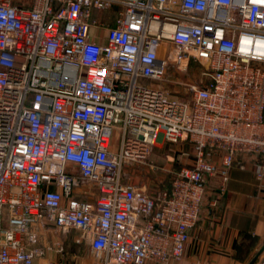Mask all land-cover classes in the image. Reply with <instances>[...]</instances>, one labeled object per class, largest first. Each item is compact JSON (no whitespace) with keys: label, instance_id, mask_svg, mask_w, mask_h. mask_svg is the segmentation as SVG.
<instances>
[{"label":"built area","instance_id":"1","mask_svg":"<svg viewBox=\"0 0 264 264\" xmlns=\"http://www.w3.org/2000/svg\"><path fill=\"white\" fill-rule=\"evenodd\" d=\"M162 142L193 152L152 196L123 166ZM248 156L264 158V0H0V264L62 256L48 227L101 264L181 262L208 180L214 206Z\"/></svg>","mask_w":264,"mask_h":264},{"label":"crops","instance_id":"2","mask_svg":"<svg viewBox=\"0 0 264 264\" xmlns=\"http://www.w3.org/2000/svg\"><path fill=\"white\" fill-rule=\"evenodd\" d=\"M97 17L108 18L110 14ZM263 161V156H248L243 163L234 165L214 206L209 201L215 197L219 180H208L199 220L190 230L185 258L171 264H250L253 259L254 263L264 259V176L261 181L255 176L256 166ZM62 236L67 243H74L76 238ZM66 254L71 256V263L63 258L55 263L49 259V255H54L51 253L37 264H101L89 248Z\"/></svg>","mask_w":264,"mask_h":264},{"label":"rangeland","instance_id":"3","mask_svg":"<svg viewBox=\"0 0 264 264\" xmlns=\"http://www.w3.org/2000/svg\"><path fill=\"white\" fill-rule=\"evenodd\" d=\"M170 89L172 87L168 86ZM178 91V89H174ZM180 90V89H179ZM178 97H183V91H179L178 95L174 94ZM192 147L190 144L186 142H162L153 146L148 159L138 163H126L123 166V179L126 183H135L139 186L145 188L146 192H148L152 196H157V194L165 189L170 181L172 176V172L181 167L183 164L179 159L182 153H186L192 155ZM179 159V161H178ZM44 237L40 239L39 244H45L51 242L52 239H58L62 242L65 255H52L49 259L52 258L55 263L59 262V258H63L67 263H71V256L66 253H70L71 250L78 251L82 249H87V243H67L64 242L62 235L54 232L51 227L44 228L41 230ZM67 238L73 239L77 237L78 234L74 231H70L65 234ZM48 257V255H47ZM39 261H36L37 264Z\"/></svg>","mask_w":264,"mask_h":264},{"label":"water","instance_id":"4","mask_svg":"<svg viewBox=\"0 0 264 264\" xmlns=\"http://www.w3.org/2000/svg\"><path fill=\"white\" fill-rule=\"evenodd\" d=\"M254 260H255V259H253V260L250 262V264H253V263H254Z\"/></svg>","mask_w":264,"mask_h":264},{"label":"trees","instance_id":"5","mask_svg":"<svg viewBox=\"0 0 264 264\" xmlns=\"http://www.w3.org/2000/svg\"><path fill=\"white\" fill-rule=\"evenodd\" d=\"M169 184V183H168ZM167 187H168V185H167Z\"/></svg>","mask_w":264,"mask_h":264}]
</instances>
